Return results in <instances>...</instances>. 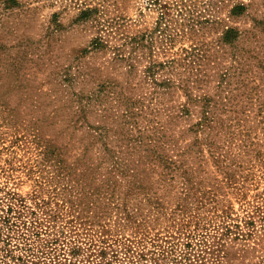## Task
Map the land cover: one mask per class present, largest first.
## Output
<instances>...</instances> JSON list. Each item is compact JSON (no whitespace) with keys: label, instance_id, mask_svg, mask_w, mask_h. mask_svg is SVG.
I'll list each match as a JSON object with an SVG mask.
<instances>
[{"label":"rangeland","instance_id":"374dc122","mask_svg":"<svg viewBox=\"0 0 264 264\" xmlns=\"http://www.w3.org/2000/svg\"><path fill=\"white\" fill-rule=\"evenodd\" d=\"M0 264H264V0H0Z\"/></svg>","mask_w":264,"mask_h":264}]
</instances>
